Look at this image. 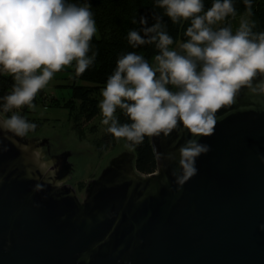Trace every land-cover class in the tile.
<instances>
[{
    "label": "water",
    "instance_id": "1",
    "mask_svg": "<svg viewBox=\"0 0 264 264\" xmlns=\"http://www.w3.org/2000/svg\"><path fill=\"white\" fill-rule=\"evenodd\" d=\"M194 175L182 127L150 137L157 171L112 158L80 200L67 154L0 131V264H264V95L216 114Z\"/></svg>",
    "mask_w": 264,
    "mask_h": 264
},
{
    "label": "clouds",
    "instance_id": "2",
    "mask_svg": "<svg viewBox=\"0 0 264 264\" xmlns=\"http://www.w3.org/2000/svg\"><path fill=\"white\" fill-rule=\"evenodd\" d=\"M243 2L245 12L234 29V0H213L207 10L204 0H157L174 25L189 22L186 41L172 48L161 17L151 26L140 17L143 35L130 30L128 43L154 44L158 54L152 63L136 52L117 59L99 103L106 131L134 150L145 137L168 136L182 127L191 139L178 150L180 163L194 175L195 158L209 151L198 138L214 134L216 114L244 89L264 95V31L254 30L251 0ZM97 31L89 3L0 0V71L14 81L0 98V131L23 138L35 130L18 110L34 111L37 94L74 61L77 75L88 70L98 55L91 43ZM118 110L128 123L120 122Z\"/></svg>",
    "mask_w": 264,
    "mask_h": 264
},
{
    "label": "trees",
    "instance_id": "3",
    "mask_svg": "<svg viewBox=\"0 0 264 264\" xmlns=\"http://www.w3.org/2000/svg\"><path fill=\"white\" fill-rule=\"evenodd\" d=\"M70 2L83 5L89 3L94 15L97 26V34L93 37V51L98 53L95 63L81 75H77L75 71V61L73 62L71 71L73 79H80L88 84L74 83L72 88L71 102L78 101L71 105L73 108V122L78 131L83 134L80 128L82 123L91 121L99 111V91L105 87L107 77L113 72L117 59L126 53L136 52L142 54L149 63L153 62L154 55L158 54L155 45H142L133 48L128 43V33L130 30L140 31L143 35L142 28L144 25L139 23L140 17H146L147 26L155 23L157 16L161 17L162 22L167 26L169 35L173 38L172 48H177L179 43L186 41L184 32L189 26V22L181 25H174L171 20L164 14V10L157 7V0H70ZM213 0H204L205 10L211 7ZM252 16L251 20L255 22V31H264V0H251ZM237 9V17L245 12L243 0H234ZM135 21V23H134ZM234 20H232L233 28ZM13 79L7 73L0 71V98L9 94L13 86ZM45 92L42 89L36 96L34 103L43 99ZM2 104V100H0ZM25 107L20 109L26 111ZM29 111V109H28ZM121 123H128V119L118 110ZM37 128V127H36ZM35 128V129H36ZM92 129L97 131L96 126ZM111 134L104 129V135L101 142L102 150L108 148L116 142ZM133 165L136 172L142 175H149L157 171V161L152 149L150 137H145L144 142L133 150Z\"/></svg>",
    "mask_w": 264,
    "mask_h": 264
},
{
    "label": "rangeland",
    "instance_id": "4",
    "mask_svg": "<svg viewBox=\"0 0 264 264\" xmlns=\"http://www.w3.org/2000/svg\"><path fill=\"white\" fill-rule=\"evenodd\" d=\"M239 16L233 21L238 26ZM72 66L55 73L54 78L43 89L45 96L39 100L36 109L19 111L29 122L36 125V129L28 133L26 138H33L38 141L45 140L46 148L41 147L47 157L67 154V161L71 165V171L67 184L76 190L77 197L82 200L85 195V187L90 180L96 179L102 170L108 166L112 158L123 152L133 154V150L125 147L123 139L108 148L102 150V137L105 125L101 123L100 109L98 114L89 122L82 123L81 133L76 128L71 105L78 101L71 102L73 84H88L80 79H73ZM99 91V103L102 100V90ZM98 103V106H99ZM10 115V114H9ZM96 126L97 131L92 129Z\"/></svg>",
    "mask_w": 264,
    "mask_h": 264
},
{
    "label": "flooded vegetation",
    "instance_id": "5",
    "mask_svg": "<svg viewBox=\"0 0 264 264\" xmlns=\"http://www.w3.org/2000/svg\"><path fill=\"white\" fill-rule=\"evenodd\" d=\"M46 145H47V144H46ZM43 147H45V148H46V146H43ZM66 182H67V181H66ZM66 182H65V184H66V185H69V184H67ZM75 192H76V190H75Z\"/></svg>",
    "mask_w": 264,
    "mask_h": 264
}]
</instances>
